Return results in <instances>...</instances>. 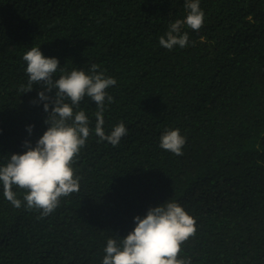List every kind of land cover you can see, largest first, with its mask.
<instances>
[{"label": "trees", "instance_id": "trees-1", "mask_svg": "<svg viewBox=\"0 0 264 264\" xmlns=\"http://www.w3.org/2000/svg\"><path fill=\"white\" fill-rule=\"evenodd\" d=\"M184 5L0 0V166L47 128L41 86L22 93L23 55L34 46L65 73L87 74L95 63L114 78L103 128L127 129L112 146L94 133V101L74 109L93 130L71 165L79 191L48 216L15 208L0 186V264H102L108 239H122L133 217L168 201L195 220L178 258L264 264V0H200L203 26L183 27L188 46L167 50L159 37L184 19ZM172 129L186 139L179 156L159 146Z\"/></svg>", "mask_w": 264, "mask_h": 264}, {"label": "clouds", "instance_id": "clouds-1", "mask_svg": "<svg viewBox=\"0 0 264 264\" xmlns=\"http://www.w3.org/2000/svg\"><path fill=\"white\" fill-rule=\"evenodd\" d=\"M187 14L184 19L170 23L167 32L159 37V44L171 50L175 46L185 48L189 43L188 33L183 27L198 31L203 26L204 12L200 0H185ZM26 62L27 84L22 93L32 91L33 85L43 89L37 93L47 113L44 133L32 146L24 141L23 153H13L0 166V186L4 198L15 208L36 209L41 216H48L59 206L60 198L79 191V177L71 166L86 140L93 131L83 110L78 108L85 97L95 102L94 133L100 141L117 146L127 134L120 122L105 134L103 114L105 101L113 102L107 89L116 85L111 76H105L100 66L93 63L88 73L73 68L64 72L55 57H45L39 47H31L23 55ZM57 71L61 74L54 79ZM53 93V95H46ZM37 103L36 100L32 101ZM51 105V110L49 106ZM31 133L32 126H27ZM186 142L179 129L166 130L160 136V147L179 156ZM24 191L22 200L14 191ZM135 227L122 239H108L104 248L102 264H191L187 258H178L181 245L195 234V220L182 206L174 201L164 202L147 209L143 217H133Z\"/></svg>", "mask_w": 264, "mask_h": 264}]
</instances>
